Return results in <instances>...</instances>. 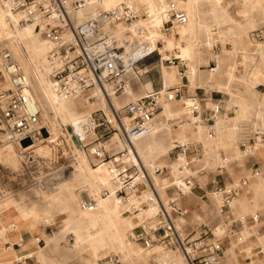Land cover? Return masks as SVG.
Here are the masks:
<instances>
[{"label": "built area", "instance_id": "2783aa9c", "mask_svg": "<svg viewBox=\"0 0 264 264\" xmlns=\"http://www.w3.org/2000/svg\"><path fill=\"white\" fill-rule=\"evenodd\" d=\"M98 1L3 0L16 14L19 24L33 25L50 42L46 53L48 78L60 99H71L80 94L93 98L96 97V87L102 88V93L108 98L111 93H125L131 88L130 78L139 77L147 70L145 65L139 63L153 53L167 64H174L176 60L179 62V58L174 55L162 59L158 48L148 49L145 42L117 36L114 26L118 22L128 23L141 14L145 16L143 10L140 13L141 8L133 3L102 8ZM166 3L167 10L161 24L163 31L187 22L188 15L177 0H166ZM90 4H95L96 11L79 20L78 12ZM252 35L259 39L264 36L260 29L253 30ZM179 74L181 82L149 90L127 100L120 107L110 100L108 112L104 107L95 108L81 115L77 121L79 127L74 123L69 124V127L77 144L87 146L94 165L106 163L114 184L113 194L119 200L121 212L131 215L134 220L127 231L129 240L137 242L145 250L159 246L162 250L177 251L183 264H225L227 254L222 238L229 239L232 236L237 247L250 234H254L249 232L252 227L264 220L263 212L254 210L246 213L233 207L235 199L248 185L250 178L260 174L259 165L251 166L248 174L226 179L225 173L227 175L230 162L223 155L221 162L215 163L214 167L200 164L202 144L199 141L174 140L169 149V153L173 154L172 159L164 164L146 165L140 158L134 162L128 157L133 139L151 130L154 115L164 102L177 99L190 113L199 115L202 112V98L196 87L189 90L184 69H179ZM184 77L186 82L182 81ZM29 87V75L8 47L0 44V139L3 138L1 134L6 132L7 138L19 147L24 138L28 137L33 142L42 137L40 110L35 98L27 91ZM220 109L219 100L214 101L208 109L205 118L208 137L217 134L214 117ZM99 127L102 129L101 134L116 133L123 141V146L116 151H111L112 147L107 148L97 136ZM238 131L239 146L249 152L248 145L252 142L249 128L239 123ZM21 153L23 170L35 167L43 158L30 148L21 149ZM3 172L0 163V177L4 175ZM29 173L33 183L42 178L31 170ZM195 189L202 190L203 196L213 198L220 234H215L206 222H198V218L194 221L187 219L189 209L183 199ZM162 190L166 193L165 198ZM109 194L111 190L102 187L100 195ZM79 205L94 210L96 198H81ZM198 226L203 228L198 229ZM37 241H40L38 237ZM239 251L244 259L250 261L252 257H257L264 263L262 243L254 247H242ZM28 258L22 256L16 261L26 264ZM98 264L123 262L118 254L112 252L100 258ZM148 264L177 263L173 260H153Z\"/></svg>", "mask_w": 264, "mask_h": 264}, {"label": "bare ground", "instance_id": "6f19581e", "mask_svg": "<svg viewBox=\"0 0 264 264\" xmlns=\"http://www.w3.org/2000/svg\"><path fill=\"white\" fill-rule=\"evenodd\" d=\"M119 3H133L142 10L143 3H154L153 9L151 13L149 12V15H154L161 20L163 19L164 13H166L165 11L167 10L166 0L98 1L99 6L102 8H109ZM178 5H182L185 11L187 9L190 10V15H188L189 22L185 26H179L171 33L174 36H184L190 29V22L194 14V6L190 0H180L178 1ZM96 9L97 8L95 4L86 6L78 12L79 20L89 16L95 12ZM140 17L133 19L136 23L118 22L114 28H118L119 34L121 32H124L125 34H131L133 25H142L140 24ZM158 26L161 27L159 23L155 25L148 24V33L139 36L136 32V36L134 35V40L132 38L131 41L140 40L145 42L148 49L159 48L163 59L169 56L165 54L163 44L165 43L164 40L166 39H164L162 35L158 34ZM158 41H161V45L157 43ZM0 44L8 47L12 53V56L18 60L23 70L29 75L30 87L27 91L32 97L35 98L39 110L40 108L43 110V112L39 114V123L42 127H46V130L48 128L47 132H50V136L45 139L49 140V142H54L60 133L63 134L64 131L61 130L63 124L74 123L76 127H79L77 121L81 115L88 113L86 112L83 114V111L90 110L91 107L89 106L95 105L96 107L101 106L106 108L107 104H109L111 100L116 107H120L122 103L125 102L126 96H131L133 93L132 87L129 88L125 94L120 95L111 93L109 91L111 94L108 98L102 93V88L99 89L96 87L94 88V94H96V99L94 100L87 98L85 94H80L71 99H60L53 91L51 81L48 78L46 53L51 46L50 42L47 41L41 32L37 28H34L33 25L19 24L16 14L5 5L3 0H0ZM262 48H264V42L262 43ZM176 53V57L179 58L180 63L187 62L191 69H195L193 62H195L197 57L191 55L190 49L188 47H181V49H179ZM176 70V65H162L165 86H168L180 79V76ZM217 73L218 71L215 73L214 70H209V76H214ZM199 75L201 77V72ZM192 81H194V78H192ZM107 89L110 90L108 86ZM231 102L233 104H240L244 109H249V111L252 113V118H254V127L258 124L264 126V95L259 96L258 94L256 97H251L242 102ZM228 104L230 105L231 103ZM162 105L164 107H168L169 102H164ZM181 110L184 113L189 112L184 106L181 107ZM169 118L170 117L168 114H166V112L159 113L158 116L153 119L151 130L142 137L133 139L132 145L130 146L131 148L129 147L128 151L129 159L135 162L138 160V158H140L146 165H150L160 161L163 156L168 155L169 149L173 144H165L164 142L170 133ZM214 118L216 122L215 127L217 128V134L210 139L200 134V137L197 140L201 142L202 145L208 144L210 142L214 144V149H202V154L205 158V161L200 162V164L213 166L215 163L221 162V157L223 155L228 161H230V159H236L237 157L242 158L249 155V152H251L250 154H253L256 149L264 146L262 137L259 133L258 135H255L254 142H250L248 145L249 152L243 150L238 143L239 121H236L234 117L228 114H217ZM194 121V119L191 121L193 125H195ZM197 128H199V126H197ZM254 129V131L257 130V128ZM1 135L3 138L0 139V151H2L1 147L6 148L11 146L15 153H18L16 146L9 138H7V133L4 132ZM156 137H158V140H156ZM176 137L179 139V141H185L183 136L176 134ZM104 144L107 148L112 147L113 151H116L122 147L121 142H117V140L114 138H110ZM25 148H32V151L40 156L51 155L48 145L38 146V144L34 141L31 144H21V149ZM227 153L229 157H227ZM4 156H6V154ZM75 156V176H72V178L68 180L69 182H63V184L54 187L55 189L59 190H52L48 195H46L47 197H44L37 195L39 191L38 188H30L25 192L26 195L24 197H20L21 201L25 199V197L30 198L32 194H34L32 197L36 198V200L39 199L42 202V213H39L34 205H20L18 202L19 198L16 201H5L0 205V240H6L5 231L9 229L7 222L13 224L15 221L18 222L22 218L23 213L28 214L34 210H37L38 215L45 224H48V222L53 219L51 215L55 214L58 216L57 224L60 226L53 231L54 239L50 240V238H47V240L44 242V245H48L50 241L53 242V247L62 259V264H67L66 262L72 261L75 256H80L81 254L89 256L94 260L95 258H102L109 252L118 254L123 264H134L133 262L137 260L146 261L148 258V251L140 247L137 242H133L127 238V231L133 223L132 216L125 215L121 212L119 200L113 194L114 184L111 180L110 174L107 171L106 163L101 165L97 164L96 167L92 166L85 153V150L77 149V155ZM0 163L3 169L4 167H7V163H5L2 158H0ZM8 163L9 166H12L13 168L15 167V169L18 170L16 171L17 173L20 172V167H23L19 153L16 160H11ZM6 173L8 174L7 171ZM17 173H14V175L19 176L20 174ZM257 178L251 177L248 185ZM77 183L84 184L87 193L96 198V207L94 210H87L81 206L80 208H77V199L79 196V194H77L75 191V185ZM102 187H108L111 190V194L107 196L100 195V190ZM79 192L81 193V191ZM161 193L163 195L165 191L162 190ZM6 198L8 197L3 199ZM233 205H237L240 210L247 209L248 207L247 203L243 201L240 202V200L235 201ZM65 232L73 233L75 242L72 246H69L66 243V240L63 238ZM153 249L157 251L155 258L161 261L173 260L175 263L182 261L181 255L172 250L161 252L159 246H155ZM83 261L84 258L80 256L76 264H83Z\"/></svg>", "mask_w": 264, "mask_h": 264}, {"label": "crops", "instance_id": "0c3cea01", "mask_svg": "<svg viewBox=\"0 0 264 264\" xmlns=\"http://www.w3.org/2000/svg\"><path fill=\"white\" fill-rule=\"evenodd\" d=\"M190 2L194 6V14L190 22V29L186 35L183 36V44L185 47L190 49L191 55L197 57V59L193 62L195 69H191L187 62H183L182 64L184 65V72L188 77L187 85L189 90H194V87H196V91L197 89L200 91L199 95L202 98V112L199 115H195L190 112L184 113L181 108L175 109L169 101L168 107H164L162 105L157 113L166 112V114L170 117V133L164 141L165 144H172L174 140H179L176 137V134L183 136L185 141L196 142L199 139L200 134L210 139L211 137H208L207 133L205 134L207 124L204 120L208 114V109L210 108L208 106L211 104L213 105L214 101L219 100L221 102L222 109V96L224 93L221 91L230 95L229 99H227V108L231 104L235 105L231 101H239V99H236L237 97L242 98L239 102L246 101L251 97H256L258 92L255 86L263 79L262 72H264V48H262V43L257 44L256 47H250V41L248 40L249 35L247 31L254 25L255 14H260L264 18V0H190ZM153 4H147V7L144 8V13L148 8V14L147 16L145 15L142 22L149 25H155L158 23L161 25V19L155 17L154 15H149V12L151 13L153 9ZM215 28H217L218 34H215ZM260 30L263 32L264 29ZM143 33L146 34L147 31H143ZM158 34L165 38L172 33L164 32L162 28L158 26ZM225 38H228L231 41L232 45L230 48H224L221 53H213V55L209 58L204 55V50L210 49L216 40L220 39L223 41ZM185 40H188L189 42L187 41L186 43ZM158 50L160 51L159 48ZM164 51L169 57L172 55L176 56L177 54H175V52H171V47L165 48ZM210 59H214L216 65H208ZM202 64L208 65V68H202ZM139 65H145L147 70L139 77L130 78L133 93L131 96H126V100L132 96H138L149 90L166 87L162 65L170 64H165L160 60L156 53H153L145 57ZM173 65L177 66L176 71L179 74V65L175 63ZM209 70H214L215 73L218 71V76L216 77L217 80H211L212 76H209ZM200 72L201 77L199 75ZM255 74H257V77ZM192 78H194V81L203 82V85H191L189 82H193ZM179 80L181 82V79ZM184 80L185 77L182 78V81ZM202 88L205 90L202 91ZM213 88H216L217 90H213ZM247 93L250 96L248 98H244V96L247 97ZM263 93L259 96L264 95ZM175 101L179 102L177 99H175ZM228 103L231 104L229 105ZM235 109L236 108H234V110ZM217 114L224 115L227 113L224 112ZM155 116L156 114L154 115V118ZM192 119L195 120V125L192 124ZM197 126H199V128H197ZM156 140H158V137H156ZM206 145L207 144L202 145L203 150H208ZM111 151H113V148ZM168 157L170 162L172 159L170 153ZM204 161L205 158L202 154V158L199 162ZM135 162H137V160ZM225 178L229 179V176H225ZM243 192L244 189L241 193ZM163 197H166L165 193H163ZM183 201L187 204L189 209V213L187 215L188 220L194 213L199 215V213L204 212L206 206H210V209L215 211L213 198L203 196L202 190L200 189H195L194 192L186 196ZM33 212L34 211L28 214L23 213L22 218L18 222L15 221L13 224L7 222L9 229L5 231L6 240H0V264H19L16 259L22 256H29L30 258H33L36 261V264H44L43 261L48 259V257L50 264H62V259L53 247V242L50 241L48 245H44L47 238H50V240L54 239L53 231L60 226L57 224L58 221L51 219L48 224H45L44 221L41 220V217L37 215L36 218H38L42 225H27L23 221L32 216ZM44 225H50V231L45 229L46 226ZM13 226L17 227L18 230L16 233L14 231V235H12L15 236L17 240L11 242L9 245H6L5 242H7L10 238L8 232L13 229ZM32 230L37 231L39 235H34ZM70 235L72 236V239L67 238ZM36 237H38L40 241L41 238H43V243H39ZM63 238L69 246H72L75 242L73 233L65 232ZM14 243H17L20 246L15 248L13 246ZM80 256L84 258V261L82 262L83 264H92L94 261L89 256L84 254H81ZM80 256H75L72 261H68L66 263L76 264Z\"/></svg>", "mask_w": 264, "mask_h": 264}, {"label": "rangeland", "instance_id": "374dc122", "mask_svg": "<svg viewBox=\"0 0 264 264\" xmlns=\"http://www.w3.org/2000/svg\"><path fill=\"white\" fill-rule=\"evenodd\" d=\"M177 1H180V0H177ZM145 7H147V3L142 4L143 11H144ZM180 7H182V5ZM139 11H140V13H143L142 9H140ZM186 11H187V13L189 12L187 15H190V10L187 9ZM145 14L147 16L148 8L145 10ZM138 17L141 18L140 24H142V25H139V26H137V24L133 25V29L131 30V32H132L131 34H125L124 32H121L119 34L118 28H115L117 36L121 37V38L125 37V38H128L130 40L133 38V40H134V37L136 36L135 35L136 32L138 33L139 36L145 34V33H143V31H147V33H148V24H145L142 22L143 21L142 19L145 18V16L141 14ZM140 18H139V20H140ZM254 21L255 22H254L253 27L249 28L247 31L248 35H249L248 40L250 41V47H256L257 44H261L264 42V36L259 39V38H254L253 35L251 34L252 31L255 29H264V18L260 14H255ZM130 22L136 23L133 19ZM130 22H128V23H130ZM188 22H189V16H188V21L186 24L173 26L169 30H166L164 32H167V33L172 32L175 29H177L179 26L187 25ZM215 30H216L215 34H218L217 28H215ZM263 33H264V30H263ZM164 39H166V40H164L165 43L163 44V48L165 49L167 47H171V52L176 53L179 49H181V47H185L183 44V41H184L183 36H174L171 34V35L165 37ZM185 41L187 43L188 40H185ZM159 45H161V41H159ZM231 45H232V43L228 38H225L223 41L218 39L214 42L213 46L210 49L204 50V55L209 58L213 55V53H219V52L221 53L224 48H230ZM164 63L167 64V62H164ZM176 63L179 65V69L184 68V65L182 63L178 62V60H176ZM208 65H211V66L216 65L215 60L210 59ZM208 65L202 64L201 67L206 69V68H208ZM257 74H255L256 77H257ZM262 75H263L262 81L257 83L255 86L259 95H261L264 92V72H262ZM217 76H218V73L215 74L214 76H212L211 80H217V78H216ZM178 82H180V80H176L175 82L171 83L170 85L178 83ZM184 82H186V79L184 80ZM189 83L191 85H195V84L203 85V82H201V81H193V82H189ZM201 90L204 91L205 89L202 88ZM213 90H217V89L213 88ZM197 91H198V93H200L199 89H197ZM221 92H223L224 94L222 96V98H223L222 109L220 110L219 113L226 112L228 115H231L232 117H234V119L236 121H239V123L245 124L249 128V131H250L249 133H250L252 142L254 141L255 135H258L260 133V135H262V138H263L262 141L264 144V126L258 124L257 126L254 127V125H253V119L254 118H252V113L249 111V109L242 108L240 104H235L236 106L231 104L229 107L226 108L227 99H229L230 95H228L224 91H221ZM85 96H86V94H85ZM135 96H137V95H135ZM135 96H132V97L128 98L127 100H129ZM249 96L250 95L248 94L247 97L244 96V98H248ZM89 99L94 100V99H96V97L89 98ZM236 99H239V101H241L242 98L237 97ZM127 100H125V101H127ZM169 102L173 105V107L175 109H179L183 106V103L180 100H179V102H177L175 100H171ZM108 105L109 104H107L106 108H104L105 111L106 110L109 111ZM211 106H212V104L208 107H211ZM89 107H91L90 110L98 108L95 105H91ZM99 108H101V106ZM234 108H236V109L234 110ZM90 110L83 111V114L86 112H89ZM41 112H43L42 108H40V113ZM158 113H156L155 118L157 117ZM204 122L206 123L205 120H204ZM69 124H71V123H66V124L62 125L61 130L64 132H63V134L60 133L56 137V140L54 142H49V140L45 139V138L50 136V132H47L48 128L46 130V134L42 133L41 138L35 139L34 142H36L38 144V146L48 145V147L50 148L49 150H50L51 155L42 156L43 158H41L40 161H38V163L35 167L34 166H31L29 168L26 167L25 170H23V168L20 167L19 173L16 172L18 170L15 169V167L13 168L12 166H9L8 162L11 160L12 161L16 160L18 157V153L21 156V154H22L21 153V147L16 145L11 139L10 140L16 146L18 153H15V151L12 149L11 146L6 147V148L1 147L2 151H0V155H3V156H0V158H2L5 163H7V167H4V169H3V171H4L3 176H5V177H3V176L0 177V205L5 201H16L19 198L18 202L20 205H22V204L34 205L35 208L39 211V213H42V211H43L42 202L39 199L36 200V198H33L32 196H34V194H32V196L30 198L25 197V199L21 200L22 202L20 201V197L21 196L24 197L26 195L25 192L30 188H32V189L38 188L39 191H38L37 195L44 196V197H47L46 195H48L49 192L52 190H54V191L59 190V189H55L54 187H56L60 184H63V182H66V181L70 180L72 178V176H75V157H76L75 155H77V149L78 150H85V153L89 159L90 164L92 166L96 167L97 164L96 165L93 164V159L88 152L87 146H82L81 144H77L76 139L72 135V131L69 127ZM44 128L46 129V127H44ZM254 128H257L258 131L257 130L254 131L255 130ZM96 131H98V132H96L97 136H99V138L101 139V141L103 143L107 142L110 138H114L115 140H117V142H121V145L123 146L122 141L117 134L113 135L112 132H109L106 134H101L102 133L101 127H99L98 130H96ZM206 133L207 132L205 131V134ZM238 133H239V131H238ZM26 139L29 140V142L26 144L32 143L30 141V138L27 137ZM212 144L213 143H211V142L208 143L206 145V148L208 150L214 149V145H212ZM33 149H35V148H33ZM31 150H32V148H31ZM5 154H6V156H4ZM168 156H169V152H168L167 156L162 157L161 160L159 162H156V163H158V164H161L164 162L168 163L169 162ZM170 156L172 157L173 154L170 153ZM227 157H229L228 153H227ZM254 157H256V158H254ZM229 162H230V164H229V166H227V172H228L227 175L225 173V176H229V178L230 177L236 178V177L241 176L242 174H248L251 166L259 165L260 174L252 177V178L258 177V178L256 180L252 181L249 185H247L244 188V192L240 193L239 196L235 199V201L240 200V202L243 201V202L247 203V205H248L247 209L240 210V208H238V206H237L238 205L237 203H236L237 205L236 206L233 205V207L237 211L246 212V213L253 212L254 210H258L261 213L262 212L264 213V146L256 149V151L253 154H249V155L244 156L242 158L237 157L236 159L235 158L232 160L230 159ZM98 164L101 165L102 162L98 163ZM214 165L213 166L209 165V166L214 167ZM29 169L32 171V173L38 174V176L42 177V178H40L41 180L37 181L36 183H33L34 181L30 178V175H29L30 174ZM6 171L8 172V174L6 173ZM14 173H17L20 175L16 176V175H14ZM250 180H251V178H250ZM85 189L86 188L84 187V184L77 183L75 185V191L77 194H79L78 199H77V208L78 207L80 208L79 201L81 198H91L92 197L90 194L87 193V191ZM77 191L78 192L81 191V193H78ZM5 197H8V198L3 199ZM38 205H41V206H38ZM37 210H34L32 216L28 217L23 222L26 223L27 225H33V224H34V226L35 225H42V223L38 220V218H36V216L38 215ZM125 215H129V214H125ZM199 215H196L194 213L192 215V217L189 219V221H194L197 218L198 219L200 218L198 220V222L199 221L200 222H202V221L206 222L215 234L216 233L220 234L221 227L218 225L219 217L217 216V213L215 211H212L210 209V206H206L205 211L202 213H199ZM51 216L53 217L54 221L58 220L57 215L54 214ZM262 218L264 219V215L262 216ZM133 221L134 220L132 219V222ZM12 228L13 229L8 232L10 235V238L7 242H5L6 245H9L11 242H14L17 240L15 236H12V235H14V231H15V233L18 231L17 227L13 226ZM202 228L203 227L198 226V229H202ZM45 229L50 231L51 226L47 225ZM249 232H253L255 235L250 234L249 235L250 237L248 239H246V241L244 243L237 246L238 248L241 249L242 247H245V246L254 247L259 243L264 244V220L261 223L257 224L256 226L252 227L251 231H249ZM32 233L36 236L39 235V233L35 230H32ZM71 237L72 236L70 235L67 238L72 239ZM222 240H223V245L225 247V254H227L226 258H225V260H226L225 264H264L261 260H258L257 257L256 258L252 257L250 261H249V259H244L242 252H240L239 251L240 249H238L236 247V245L234 243V238L232 236L229 239H228V237H223ZM39 243H43V238H41V241H39ZM13 246L15 248H17L20 245H18L17 243H14ZM146 251H148V258L146 261L145 260L144 261L137 260V261H134L133 263L134 264H148V263L152 262L153 260H155L157 262L161 261V260L155 258L157 251H155L153 248L150 250H146ZM160 251L162 252V251H166V250L165 249L162 250L160 247ZM174 252L178 253L177 251H174ZM109 253H112V252H109ZM178 254H180V253H178ZM99 259L100 258H95L92 264H98ZM43 263L44 264H50L49 257H48V259L43 261ZM26 264H36V261L33 258L29 257L28 259H26ZM177 264H183V261H181Z\"/></svg>", "mask_w": 264, "mask_h": 264}, {"label": "water", "instance_id": "95a60500", "mask_svg": "<svg viewBox=\"0 0 264 264\" xmlns=\"http://www.w3.org/2000/svg\"><path fill=\"white\" fill-rule=\"evenodd\" d=\"M41 132L43 133V134H46V129L44 128V127H42L41 128ZM29 142V140H27L26 138H24L23 140H21V144H26V143H28Z\"/></svg>", "mask_w": 264, "mask_h": 264}]
</instances>
